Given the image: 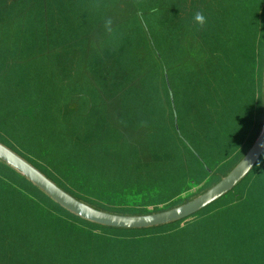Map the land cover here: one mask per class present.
I'll use <instances>...</instances> for the list:
<instances>
[{
  "label": "trees",
  "instance_id": "obj_1",
  "mask_svg": "<svg viewBox=\"0 0 264 264\" xmlns=\"http://www.w3.org/2000/svg\"><path fill=\"white\" fill-rule=\"evenodd\" d=\"M128 2L132 16L128 52L122 54V47H109L104 35L96 61L89 67V76L96 82V105L90 103L83 123L72 127L73 134L77 128L83 131L86 143L80 148L65 145L61 141L64 135L54 125L64 116L58 108L65 92H55L60 88L55 80L64 68L59 61L54 64L61 68L54 69L42 63L27 65L21 57H29L34 50L36 59L42 61L46 46L62 41L61 33L44 34L41 28L58 29L63 25V1L0 0L1 32L8 33L17 22H21V31L33 32L30 37L0 32V50L2 44L17 69L13 96L0 83V131L6 132L10 149L59 188L80 198L96 196L95 153L100 155V174L118 182L117 193H125L127 176H137L141 167L139 146L127 143L125 139L130 138L124 128L115 130L108 116V111L110 114L117 109L106 101L117 85L126 91L130 88L135 95L154 97L162 89L158 78L172 67L179 71L175 77L182 81L185 92L210 100L214 95L221 96L220 103L207 101L210 128L216 125L219 114H225L226 106H230L229 112L235 106L244 108L248 95L253 94L256 76L262 94L264 0L123 3ZM16 3L25 13L35 5V15L24 13L25 18L9 23L6 14H11ZM108 4L117 5L116 0H106ZM198 11L207 19L203 27L194 22ZM120 18L117 14L113 22ZM75 65L76 60L69 65L74 73ZM5 69L6 65H0V73ZM124 80L125 87L120 85ZM163 88L167 91L165 85ZM238 97L241 106L235 102ZM186 120L183 118V122ZM228 170L217 174L215 182ZM0 264H264V151L228 191L212 202L184 218L144 228L111 227L81 218L0 160Z\"/></svg>",
  "mask_w": 264,
  "mask_h": 264
},
{
  "label": "rangeland",
  "instance_id": "obj_2",
  "mask_svg": "<svg viewBox=\"0 0 264 264\" xmlns=\"http://www.w3.org/2000/svg\"><path fill=\"white\" fill-rule=\"evenodd\" d=\"M62 1V15L65 20L63 25L58 29H52L50 26L41 28L44 34L61 33L62 41L60 43L54 41L49 47L47 45L48 51L42 61L36 59L37 53L34 50L29 57L25 54H21V57L28 62L27 65L42 63L50 65L53 69L60 66L64 68L65 72L55 80L60 85L59 90L55 91L56 94H60L63 90L65 92L64 101L60 102L58 108L64 116L54 125L59 126V132L64 135L61 141L65 145L81 148L86 143L82 129H75L74 134L71 130L73 125L76 124L79 127L83 123L86 107L93 102L96 105V82L95 78L91 79L89 76V67L96 61V51L103 44L104 35L107 37L109 47L115 50L122 47V54L128 52L132 29L131 4L128 2L124 5L127 0H116L117 5L114 7L110 4L106 5V0ZM19 4L16 3V8L11 14H6L11 24L22 16L25 18L26 10H21ZM35 9V5H30L29 14L25 13L26 16H32V13L35 15ZM114 11L117 12L112 13ZM136 13L139 15L137 10ZM117 14L121 16L120 20H117L121 23L118 24H116L117 21L113 22ZM141 18L142 16L139 17ZM109 20L111 25L107 26L106 22ZM20 25L21 22L14 23L13 28H9L8 31L11 34L0 32L2 35L11 37L33 35L32 31H21ZM14 28L17 30L16 33ZM40 45L42 47V44ZM0 51L5 61H12V56L6 54L5 48L1 46ZM60 54V59H57ZM73 60H76L75 73L74 68L69 66ZM55 61H59L60 66L55 65ZM110 63L114 64L113 61ZM0 65L5 66V63L0 60ZM164 72L163 78H158L162 89L154 97L143 95L144 93L135 95L130 88L126 91L125 88H118L117 85L110 98H106L112 109L115 107L120 111L117 117L114 115L117 109L110 111V114L108 111L115 130L124 128L126 130L124 133L131 135V138L125 141L133 142V146L136 144L139 146L137 153L141 156V167L137 171V176H127L125 193H117L116 189L119 185L115 179L100 174L98 166L100 155L96 153L94 154L96 196L89 194L80 198L66 189H61L98 210L110 214L135 216L152 214L183 204L218 181L215 182L218 175L212 170V161L208 159L206 151L199 148V141L212 143L219 139L217 131L209 138L204 137L203 134L208 129L207 101L218 100L220 103L222 98L214 95L210 100L197 93L185 92L182 89V81L175 77V73L176 76L178 75V70L169 67ZM72 74L76 79H73ZM64 81L66 86L62 87L61 83ZM126 84L125 80L120 81L123 87ZM163 84L167 91L164 90ZM254 94L255 88L252 100L255 99ZM235 102L241 106L239 97L235 99ZM246 104L248 107L247 102ZM224 107L225 105L220 106V109ZM226 108L228 109L225 110V114L221 113L219 116L231 115L230 106ZM240 109L238 106L234 107V111ZM245 110L247 113L250 112L249 108ZM183 118L187 120L183 122ZM228 125L220 121L216 124L223 127ZM56 131L57 129H54V132ZM5 145L8 146V144ZM213 148L215 147L211 150ZM150 154L155 157L150 158ZM131 156L132 154L130 158ZM148 160L150 163L147 162ZM110 168L114 175V165ZM106 178L110 181H106Z\"/></svg>",
  "mask_w": 264,
  "mask_h": 264
},
{
  "label": "water",
  "instance_id": "obj_3",
  "mask_svg": "<svg viewBox=\"0 0 264 264\" xmlns=\"http://www.w3.org/2000/svg\"><path fill=\"white\" fill-rule=\"evenodd\" d=\"M264 95V74H263ZM264 151V120L262 128L250 147L240 160L216 183L201 194L173 208L145 215H118L93 208L74 198L50 179L44 176L34 166L0 143V160L14 168L33 185L43 191L54 202L73 214L88 221L119 228H144L165 224L184 218L228 191L254 164Z\"/></svg>",
  "mask_w": 264,
  "mask_h": 264
},
{
  "label": "crops",
  "instance_id": "obj_4",
  "mask_svg": "<svg viewBox=\"0 0 264 264\" xmlns=\"http://www.w3.org/2000/svg\"><path fill=\"white\" fill-rule=\"evenodd\" d=\"M7 42L12 43L10 39L8 38H7ZM12 44L14 45V43ZM0 59L5 60L4 56H0ZM3 62L6 65V69L2 73H0V83H3L6 93L12 94V90H14L13 88H14V82H15V79L13 78V76H14V73H16L17 69L14 68V63H11V61L10 62L3 61ZM262 74H264V60H263ZM257 78L258 76H256V82H255V94H254L255 99L252 100V95L249 94L247 100L244 103L243 109L231 111L230 112L231 115H229V117L227 116L221 117L219 115L217 116V122L220 121L224 124L228 123L229 124L228 126L223 127V126L213 125L211 128L208 126V129L203 134L204 137L209 138L210 134L214 135L215 132L217 131L219 133V139L212 143H203L199 141V148L206 151V155L208 159L212 161L211 163L212 170L216 174L222 175L228 169L230 170L244 155V153L250 147V145L255 140V138L257 137V135L259 134L262 128L263 120H264L263 75H262V94L260 92L259 80ZM246 102L248 103V107H247ZM246 108H249L250 110L249 113H247V111L245 110ZM118 113H119L118 110L114 111L115 117H117ZM125 131L126 130L124 129V132ZM126 135L129 138H131V135L129 134H126ZM6 137L7 136L3 132L0 131V143L3 142L1 144L4 146H6L5 144H8ZM136 142L138 143V141ZM212 147H215V148L211 150ZM37 170L40 171L39 169Z\"/></svg>",
  "mask_w": 264,
  "mask_h": 264
},
{
  "label": "clouds",
  "instance_id": "obj_5",
  "mask_svg": "<svg viewBox=\"0 0 264 264\" xmlns=\"http://www.w3.org/2000/svg\"><path fill=\"white\" fill-rule=\"evenodd\" d=\"M194 22H195L197 25L201 26V27H203V26L206 24L207 19H206V17L204 16L203 12H199V11H198V12L195 13V16H194ZM106 25H107V26H110V25H111V21H110V20L107 21V22H106Z\"/></svg>",
  "mask_w": 264,
  "mask_h": 264
}]
</instances>
